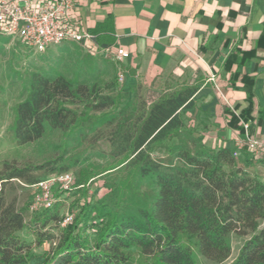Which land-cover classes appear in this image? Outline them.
<instances>
[{
  "label": "trees",
  "instance_id": "16d2710c",
  "mask_svg": "<svg viewBox=\"0 0 264 264\" xmlns=\"http://www.w3.org/2000/svg\"><path fill=\"white\" fill-rule=\"evenodd\" d=\"M1 39V46L8 42ZM53 63L22 82L23 99L14 109L10 131L18 145L53 133L60 140L51 147L55 155L41 165L5 164L0 172V264H30L32 246L19 235L32 229L39 247L53 239L43 232L51 222L59 235L41 264H196L194 250L207 261L225 262L237 226L264 218V182L250 174L246 157H235L228 148H206L200 132L189 126L184 112L193 107L197 87H166L150 103L144 99L132 107L122 105V88L104 94L94 82L79 81L81 73L68 81L54 70L59 62ZM251 101L248 94L247 104ZM67 105L81 109L76 113ZM102 129L110 130L111 150L98 156L109 162L92 166L90 158L71 155L72 147L88 138L95 141ZM156 151L161 155L154 158ZM74 168L78 185L121 172L117 181L104 184L113 207L82 201L61 227L52 209L27 222L5 200L6 183L21 180L30 186L38 182L33 171L50 176ZM230 264H264V229L243 243Z\"/></svg>",
  "mask_w": 264,
  "mask_h": 264
},
{
  "label": "crops",
  "instance_id": "0c3cea01",
  "mask_svg": "<svg viewBox=\"0 0 264 264\" xmlns=\"http://www.w3.org/2000/svg\"><path fill=\"white\" fill-rule=\"evenodd\" d=\"M72 15L100 45L129 53L115 66L131 97L196 86L206 148L238 150L244 132L264 141V0H74ZM238 151L264 173V157Z\"/></svg>",
  "mask_w": 264,
  "mask_h": 264
},
{
  "label": "rangeland",
  "instance_id": "374dc122",
  "mask_svg": "<svg viewBox=\"0 0 264 264\" xmlns=\"http://www.w3.org/2000/svg\"><path fill=\"white\" fill-rule=\"evenodd\" d=\"M2 37H0V40ZM0 172L5 164L23 168L27 166H39L43 161L55 155L52 145L59 142V134L53 133L45 136L37 142L18 145L14 142L11 127L14 120V109L23 99L21 93L22 82L27 76L39 67L48 68L53 62H59L54 70L57 74L62 75L66 80H73L76 74L81 73L79 81L86 83H95L102 93L115 95L122 88L117 82L115 62L109 58L92 57L85 53L80 47L65 43L58 47H52L42 54H36L20 46L15 41L8 39V42L1 46L0 43ZM54 64V63H53ZM170 87H172L170 85ZM122 105L129 104L132 107L138 106L144 98L139 96L134 99L131 95L122 91ZM204 102L202 99L193 101V107L184 112V118L190 123H195V128L199 133L202 128V119L208 118L205 111L202 110ZM68 109L78 113L81 109L78 105H67ZM204 116V117H203ZM109 129L99 131V137L94 141L88 138L82 146L78 148L72 147L71 155L76 154L81 158H90L89 162L92 166H101L109 162L108 158H101V154H108L111 150L109 144ZM161 155V151H156L154 158ZM262 166L263 162H260ZM77 171L74 168L69 173L75 179V187L68 194H56L58 201L49 213H55L58 219L63 221L66 214L75 215L77 213V205L82 201L105 203L113 207V198L108 193L104 184L108 181H117L122 173L119 171L108 175L96 176L87 181L85 185L77 184ZM248 171L252 176L263 179L264 173L258 167L249 168ZM48 174L44 170H37L31 173V177L36 181L47 178ZM6 183L3 188V195L7 202H13L15 207L23 213L25 221L29 222L35 215L28 214L27 207L31 199L32 190L25 187L26 183L19 180ZM22 184V185H21ZM84 194V195H83ZM55 222L49 223L43 232L49 234L53 239L45 240L44 243L35 246V234L33 230L28 228L23 230L19 237L26 243L31 244V263L41 264L42 257L52 247L59 235V228L55 226ZM61 226V225H60ZM64 227V226H63ZM264 229V218L240 223L237 228L230 234L229 243L231 246L230 257L221 264H230L238 255V252L245 241L252 235ZM193 259L196 264H216L205 260L195 250L192 252Z\"/></svg>",
  "mask_w": 264,
  "mask_h": 264
},
{
  "label": "built area",
  "instance_id": "2783aa9c",
  "mask_svg": "<svg viewBox=\"0 0 264 264\" xmlns=\"http://www.w3.org/2000/svg\"><path fill=\"white\" fill-rule=\"evenodd\" d=\"M73 3L74 0H0V37L15 41L36 54L71 43L92 57L109 58L115 63L128 59L129 53L123 49L100 47L92 34L81 28L79 20L72 15ZM213 80L211 75L209 81ZM117 81L121 83L120 75ZM238 150H245L251 158L264 157V141L244 132ZM238 150L233 151V156H239ZM25 187L32 190L27 212L35 215L53 209L58 201L56 194H68L75 187V179L71 173L65 172ZM72 217V214H66L61 227Z\"/></svg>",
  "mask_w": 264,
  "mask_h": 264
}]
</instances>
